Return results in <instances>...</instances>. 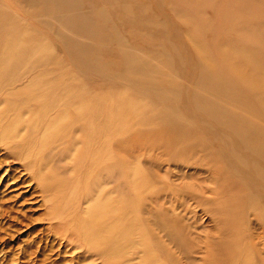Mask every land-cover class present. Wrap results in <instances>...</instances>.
I'll return each mask as SVG.
<instances>
[{"label": "rangeland", "instance_id": "374dc122", "mask_svg": "<svg viewBox=\"0 0 264 264\" xmlns=\"http://www.w3.org/2000/svg\"><path fill=\"white\" fill-rule=\"evenodd\" d=\"M3 26L36 36L42 69L112 122L125 205L171 237L155 264H264L251 250L264 224V0H0ZM48 211L0 141V264H101L55 235ZM134 246L123 241L121 264L154 263Z\"/></svg>", "mask_w": 264, "mask_h": 264}, {"label": "bare ground", "instance_id": "6f19581e", "mask_svg": "<svg viewBox=\"0 0 264 264\" xmlns=\"http://www.w3.org/2000/svg\"><path fill=\"white\" fill-rule=\"evenodd\" d=\"M41 56L36 36L9 35L5 26L0 28V141L39 186L50 228L101 264H121L123 241L130 240L135 249L149 244L152 264L164 262L168 253L159 244L165 246L171 237L156 235L153 230L160 225H148L150 213L135 203L127 207L121 197L112 122L84 89L68 81L57 84V70L51 63L42 69ZM242 128L234 129L240 133ZM262 228L252 233L251 250L264 263V247L257 248L264 245Z\"/></svg>", "mask_w": 264, "mask_h": 264}]
</instances>
